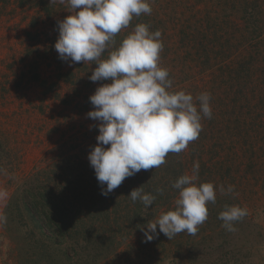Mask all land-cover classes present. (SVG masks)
<instances>
[{"label": "rangeland", "instance_id": "obj_1", "mask_svg": "<svg viewBox=\"0 0 264 264\" xmlns=\"http://www.w3.org/2000/svg\"><path fill=\"white\" fill-rule=\"evenodd\" d=\"M147 3L151 14L134 15L101 59H107L138 24L147 25L152 33L160 31L163 48L158 66L172 73L167 77L171 86L177 92L191 94L198 112V97L205 93L210 96L211 118L200 113L204 130L201 126L198 134V138L206 136V140L189 142L194 162L203 156L205 148L208 153L212 149L213 153L217 149V153L225 151L224 162L230 160L219 176L213 175L211 165L199 170L197 185L212 183L216 200L206 204V224L199 225L195 235L181 232L169 240L157 226L158 235L146 242L143 228L123 240L118 252L101 264H125L130 252L138 264H264V189L260 187L264 185V134L260 139L264 120H260L259 102L255 99L258 85L264 83L257 72L264 71V0ZM259 7L262 24L245 19L246 8L252 12ZM71 11L68 0H0V217L4 218L0 219V264H21L23 259L31 258L33 240L29 233L34 224L24 226L28 219L22 223L21 218L12 219L6 212L14 196L22 194L32 178L51 170L56 163L74 159L72 163H79L72 165L77 176L83 172L86 179L88 174L96 179L88 155L97 144L99 122L87 113L94 110L89 97L107 81L89 79L97 67L95 61L69 66L70 61L59 58L54 48L59 36L58 21ZM244 41L252 55L243 58L240 66L248 62L246 58H254V76L250 78L246 75L249 65L240 67V74L233 75L231 71L244 50ZM247 86L251 87V106L244 98ZM246 130L239 149L235 135ZM256 139H260L259 148H251L250 142ZM169 156L170 162L165 158L167 166L163 163L152 168L151 175L157 173L155 177L161 184L165 177L173 181L178 172L176 153L170 152ZM230 166L234 169L232 176L227 172ZM193 167L190 165L189 175ZM55 181L59 180L54 177ZM229 186H233L231 192ZM225 205L246 211L244 217L232 222L231 231L222 227L223 221L218 219ZM175 208L169 207L166 212ZM218 230V235L212 233ZM140 236L143 238L136 242Z\"/></svg>", "mask_w": 264, "mask_h": 264}, {"label": "clouds", "instance_id": "obj_2", "mask_svg": "<svg viewBox=\"0 0 264 264\" xmlns=\"http://www.w3.org/2000/svg\"><path fill=\"white\" fill-rule=\"evenodd\" d=\"M68 4L72 11L58 21L59 36L54 44L59 58L70 61L69 66L95 61L97 67L89 79L107 81L89 97L94 110L87 113L99 122L97 144L88 160L101 194L107 196L127 177L142 169L158 168L168 153H180L196 140L201 131L200 113L211 118L210 96L205 93L198 97V112L191 94L167 91L172 82L167 70L158 66L163 48L161 32L152 33L145 24L136 25L107 59H101L134 15L151 14L147 0H68ZM198 173L196 163L192 175H182L175 181L172 187L179 190L176 208L162 214L155 223L148 222L144 230L146 242L158 235L157 226L170 240L181 232L195 235L198 226L206 221V204L215 203L216 195L212 183L197 185ZM232 190L233 186H229L228 191ZM220 191H224L223 186ZM129 197L133 202L140 200L146 208L156 199L142 186L131 190ZM245 215L239 206L225 205L218 219L223 221L222 227L231 231L232 222Z\"/></svg>", "mask_w": 264, "mask_h": 264}, {"label": "trees", "instance_id": "obj_3", "mask_svg": "<svg viewBox=\"0 0 264 264\" xmlns=\"http://www.w3.org/2000/svg\"><path fill=\"white\" fill-rule=\"evenodd\" d=\"M261 11V7L252 12L246 8L245 19H251L253 24H262L261 19H258L259 15H263ZM257 28L260 29V26ZM245 41L244 50L240 53L238 61L235 62L231 71L233 75L240 74V67L249 65V69H246V75L250 78L254 76L252 74L254 71H251L255 68L251 62L254 58H246L248 62L240 66L243 58L252 55L250 46ZM184 63L186 65V62ZM242 72L244 73V71ZM257 72H259L261 82H264V71L260 73L258 70ZM168 75L172 76V73L169 72ZM262 84L257 87V98L255 99L259 102L257 111L261 117L260 120L263 121L264 83ZM250 88L247 86L244 98L251 106ZM167 91L175 93L178 89L171 86ZM201 126L203 129V125ZM247 132L246 130L240 134L241 137L237 133L235 135L239 149H242L241 145ZM263 134L264 131L260 132V139H262ZM235 138L234 142H236ZM260 139L250 142L251 148L256 145L259 148ZM202 140L205 141L206 136L198 138L197 143ZM190 146H193V143H190ZM246 150L243 149L242 151ZM202 152L203 156L198 158V162H194L189 144L180 153H176L175 162L178 172L173 181L165 177L161 184L157 182L155 177L157 173L151 175L152 172L154 173L153 169H149V171L142 169L134 176L127 177L117 187L116 192L114 190L107 196L101 194L100 184L90 174H88L89 179L85 178L87 174L83 172H79L77 176V169L72 168V165L76 167L79 163H72L74 159H66L64 162L54 164L51 170L42 172V174L39 173L25 186L22 194L14 196V202L12 201L8 205L6 212L12 219L21 218L22 223L28 219V223H24V226H29V222L34 224V230L32 229L29 233L30 239L33 240L31 258L23 259L21 264H101L106 259L113 257L118 252L119 247L122 246L123 240L128 236L142 231L143 228L147 227L148 222H156L162 214L169 210V207H176L175 201L178 199L179 190L174 189L172 185L180 176L189 175L190 165L194 166L198 163L199 170L211 165L212 170H214L213 175L219 176L222 168L230 160L227 159L224 162L225 151L217 153V149L213 153L212 149L208 153L205 148ZM169 155L170 153L165 158L166 161L170 162ZM212 159L216 160L212 161L213 163L207 161ZM169 162H164V165L167 166ZM232 169L233 166L227 169L229 175ZM87 172L89 171L87 170ZM54 177L59 181L54 182ZM141 186L145 193H150L156 197L153 205L149 208H146L140 200L133 202L129 197L131 190ZM103 187L106 188V185ZM260 187L264 189V185H260ZM158 189L161 191H157ZM219 232V230L212 231L213 234L217 235ZM142 238L141 236L138 237L136 242ZM221 248L225 249V246ZM127 258L126 263L138 264L135 261V256L132 258V252L128 254Z\"/></svg>", "mask_w": 264, "mask_h": 264}]
</instances>
